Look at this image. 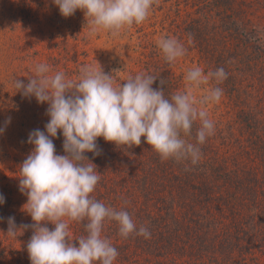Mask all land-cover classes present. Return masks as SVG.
I'll list each match as a JSON object with an SVG mask.
<instances>
[{"label": "trees", "instance_id": "trees-1", "mask_svg": "<svg viewBox=\"0 0 264 264\" xmlns=\"http://www.w3.org/2000/svg\"><path fill=\"white\" fill-rule=\"evenodd\" d=\"M203 5L208 12L201 15L196 11L200 16L191 18L180 33L192 41L191 50L199 55L205 72L223 67L228 73L217 86L233 105L234 127L223 128L214 121L215 134L200 146L202 157L196 165L162 160L143 139L131 148L98 139L101 155L86 154L101 174L92 195L113 208L125 209L138 226L151 233L150 239L136 235L122 238L116 222H106L103 234L119 252L115 264H261L259 259L264 257V118L260 115L264 84L258 89L254 82L258 74L264 75V35L237 1L204 0L197 7ZM32 49V69L46 63L52 73L63 71L73 80L82 65H95L78 51ZM139 60L137 67L103 70L113 74L118 83L130 75L150 73L167 80L166 93L186 90L176 63H167L158 47L141 52ZM0 65H7L4 59ZM158 86L159 80L153 87ZM256 98L262 104L260 109L253 105ZM198 126L199 122L193 126V143ZM57 139L63 154L62 135L58 133ZM0 194L5 197L0 206V217L5 218L0 223L2 261L7 262L6 251H20L16 260L30 264L26 245L32 231L7 236L6 220L14 216L17 225L32 223L23 210L27 198L19 187L0 188ZM70 233L73 237L83 235V224L72 222Z\"/></svg>", "mask_w": 264, "mask_h": 264}, {"label": "clouds", "instance_id": "clouds-1", "mask_svg": "<svg viewBox=\"0 0 264 264\" xmlns=\"http://www.w3.org/2000/svg\"><path fill=\"white\" fill-rule=\"evenodd\" d=\"M62 17L82 11L89 34L100 31L118 35L126 26L146 21L154 0H52ZM158 47L164 60L173 64L183 58L187 49L176 37L161 38ZM35 75L16 79L14 87L25 98L46 104L47 123L43 130L29 132L27 143L32 151L20 165L19 191L26 196L24 212L31 224L17 225L15 217L6 218L7 236L31 230L26 249L30 264H115L117 248L106 237V222L114 221L122 238L131 235L151 238L149 229L137 225L125 209H116L92 194L101 179L97 166L87 158L101 155L97 141L116 146H139L143 141L162 160L190 162L196 165L201 145L215 134V123L206 106L219 103L223 89L210 83L228 78L223 67L205 72L190 68L186 90L166 93L167 80L153 74L139 73L118 83L97 63L80 68L76 80L63 71L52 73L49 65H35ZM159 80V86L153 87ZM206 88V95L197 99L196 90ZM195 143L191 142L193 126ZM11 124V117L0 123V135ZM58 133L63 137V154L54 144ZM5 197L0 194V206ZM5 218L0 217V223ZM72 222L82 223L84 234L73 237ZM48 225H53L51 229Z\"/></svg>", "mask_w": 264, "mask_h": 264}, {"label": "rangeland", "instance_id": "rangeland-1", "mask_svg": "<svg viewBox=\"0 0 264 264\" xmlns=\"http://www.w3.org/2000/svg\"><path fill=\"white\" fill-rule=\"evenodd\" d=\"M202 1L204 0H154L145 22L126 26L115 36L107 31H100L92 36L82 11L78 10L73 16L65 18L52 0H0V60L4 59L7 64L4 68L0 65V123L11 117V124L0 135V188L18 187L19 167L27 157V151H32V146H27L26 142L28 134L37 128L43 130L48 121L47 105L38 104L34 98L23 97L14 87L16 79L27 83V79L35 75L32 69V48L44 53H57L66 48L78 51L82 58L88 56L89 60H94V64L97 61L102 69L113 66L127 68L137 67L141 52L149 53L153 47H158L161 38L172 36L178 38L187 49L186 55L175 62L177 73L183 75L187 86L185 75L190 68L199 66L204 71L205 69L198 61L197 52L191 50L192 41L185 39L180 30L191 18L200 16H196V11L199 10L201 15L208 12L205 5L197 7ZM234 1L241 4L240 10L246 13L263 37L264 0ZM28 21L30 24L26 27L24 24ZM29 69L31 70L27 71ZM258 75L254 82L259 89L264 84V75ZM210 86L218 87L213 81ZM207 87L209 86H202L194 92L197 99L206 95ZM252 101L256 109L262 107L258 98ZM206 111L209 118L221 123L223 128L234 127L233 105L225 93L219 103L208 104ZM260 115L264 118V110ZM54 144L57 153L61 154L57 138ZM6 152L9 155H5ZM19 252L6 251L7 262H3V252L0 251V264H20L16 260ZM263 261L264 257L261 255L259 262L262 264Z\"/></svg>", "mask_w": 264, "mask_h": 264}]
</instances>
